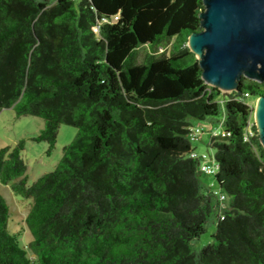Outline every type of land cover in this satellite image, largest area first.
Returning a JSON list of instances; mask_svg holds the SVG:
<instances>
[{
    "label": "trees",
    "instance_id": "trees-1",
    "mask_svg": "<svg viewBox=\"0 0 264 264\" xmlns=\"http://www.w3.org/2000/svg\"><path fill=\"white\" fill-rule=\"evenodd\" d=\"M203 10V0H0V112L42 118L32 140L48 156L60 126L78 130L31 185L25 140L0 150V182L33 199L24 246L0 194V264H264L254 119L264 83L242 77L222 95L204 81L188 46ZM219 114L216 194L190 133L192 118ZM213 216L214 241L194 251Z\"/></svg>",
    "mask_w": 264,
    "mask_h": 264
},
{
    "label": "water",
    "instance_id": "water-1",
    "mask_svg": "<svg viewBox=\"0 0 264 264\" xmlns=\"http://www.w3.org/2000/svg\"><path fill=\"white\" fill-rule=\"evenodd\" d=\"M203 2L202 30L188 46L204 81L223 92L237 91L242 77L264 83V0ZM254 119L264 147V97L256 100Z\"/></svg>",
    "mask_w": 264,
    "mask_h": 264
},
{
    "label": "rangeland",
    "instance_id": "rangeland-1",
    "mask_svg": "<svg viewBox=\"0 0 264 264\" xmlns=\"http://www.w3.org/2000/svg\"><path fill=\"white\" fill-rule=\"evenodd\" d=\"M56 1L57 0H51V3ZM221 93L222 95H228L231 92L221 91ZM250 102L254 103L255 99H250ZM222 119V114L215 117H208L204 121L191 119L193 128H200L203 131L201 139L197 142H193L196 153L200 155L206 153L209 154L210 157L215 156L216 150L210 147L211 133L220 134L222 132ZM43 128L44 120L42 118L27 115L18 116L13 108L3 109L0 112V150L8 146L13 148L21 139L25 140V150L22 152V157L28 166V185L33 184L41 175L49 173L57 168L62 160L64 147L72 143L78 135L76 127L67 125L60 126L55 150L48 156L46 153V151H48V145L43 142H34L32 140V137L38 135ZM201 181L210 192L220 194V187L213 175L202 174ZM0 194L7 199L10 208V231L12 233L22 231L20 236L21 242L24 246H29L33 237L30 229L25 223V219L29 215L33 199H25L15 194L10 184H3L1 182ZM230 202L231 199L226 197L224 207L228 208ZM215 222L216 219L213 216L206 226L205 232L199 238L193 240L192 248L194 251L199 252L203 247L214 241L213 236L216 233ZM28 253L31 257H34L31 250H29Z\"/></svg>",
    "mask_w": 264,
    "mask_h": 264
},
{
    "label": "built area",
    "instance_id": "built-area-1",
    "mask_svg": "<svg viewBox=\"0 0 264 264\" xmlns=\"http://www.w3.org/2000/svg\"><path fill=\"white\" fill-rule=\"evenodd\" d=\"M202 130L200 128H191L190 140L192 142H197L201 138ZM192 158L200 160V171L203 174L215 175L218 172V164L216 163L214 157H210L209 154L203 153H193L190 155ZM221 200L225 201V197L221 196Z\"/></svg>",
    "mask_w": 264,
    "mask_h": 264
},
{
    "label": "crops",
    "instance_id": "crops-1",
    "mask_svg": "<svg viewBox=\"0 0 264 264\" xmlns=\"http://www.w3.org/2000/svg\"><path fill=\"white\" fill-rule=\"evenodd\" d=\"M213 135V133H211V136Z\"/></svg>",
    "mask_w": 264,
    "mask_h": 264
}]
</instances>
